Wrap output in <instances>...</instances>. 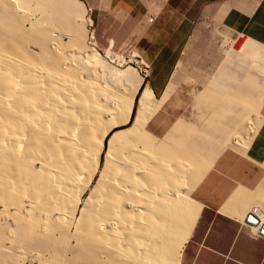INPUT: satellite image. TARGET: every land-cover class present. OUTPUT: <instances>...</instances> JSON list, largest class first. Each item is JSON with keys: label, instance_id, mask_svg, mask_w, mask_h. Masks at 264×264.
I'll return each mask as SVG.
<instances>
[{"label": "bare ground", "instance_id": "6f19581e", "mask_svg": "<svg viewBox=\"0 0 264 264\" xmlns=\"http://www.w3.org/2000/svg\"><path fill=\"white\" fill-rule=\"evenodd\" d=\"M87 15L79 0H0V264H181L205 170L150 148L169 91L113 67L125 60L98 52Z\"/></svg>", "mask_w": 264, "mask_h": 264}, {"label": "crops", "instance_id": "0c3cea01", "mask_svg": "<svg viewBox=\"0 0 264 264\" xmlns=\"http://www.w3.org/2000/svg\"><path fill=\"white\" fill-rule=\"evenodd\" d=\"M83 3L96 30L112 20H125L128 25L123 29H128L131 36L147 43L144 50L149 56L141 88L148 87L157 99L165 95L168 85L175 90L174 72L181 68L179 57L187 37H190V45L194 32L199 30L195 28L191 31L198 19L228 30L240 40L234 53L241 48V53L252 59L251 77L256 84L264 86V0H84ZM170 19L176 21L171 28ZM105 31L106 36H112L109 28ZM93 44L96 48L94 37ZM111 47L110 40L105 53L113 52ZM219 51L218 60L226 53L220 47ZM195 78L196 83H210L212 90L205 93L204 99L211 100L216 98L214 94H218L220 103L223 96H228L226 100L231 103L227 109L249 108V115L260 121L247 144L249 146L244 150L234 146L222 149L190 193V198L201 208L182 248L180 263L219 261L220 264H262L264 240L252 237L255 229L252 226L245 228L242 216L251 207L248 206L257 201L260 186L256 184L264 178V98L260 106L239 91L225 94L219 81L211 83L209 77L199 75ZM174 123L157 139L163 140L168 136ZM204 151V155L209 157L216 150L207 147ZM198 167L200 171L205 168L201 162ZM235 209L238 210L236 213ZM217 222L224 223L225 228L219 231Z\"/></svg>", "mask_w": 264, "mask_h": 264}, {"label": "rangeland", "instance_id": "374dc122", "mask_svg": "<svg viewBox=\"0 0 264 264\" xmlns=\"http://www.w3.org/2000/svg\"><path fill=\"white\" fill-rule=\"evenodd\" d=\"M79 1L84 2V0ZM84 5L86 6V4ZM86 9L88 23L85 24V29L89 33H93L98 52L105 56V49L111 40L112 51L121 55L125 60V64L122 66H119L117 60H114L111 65L119 70L131 66L133 69L138 70L141 75H144L146 73L144 70L147 68L146 60L149 56V53L144 50L147 43L131 36L128 29H123L128 25L125 20H112L106 24L107 26L103 24L102 29L96 30L87 6ZM169 21L171 28L176 21L171 19ZM106 28H109L112 36H106ZM195 28H199V30L194 32L195 36L192 37L190 45H188L189 36L183 45L179 57L181 68L174 72L176 73L175 81L177 82L175 90L172 85H168L167 90L171 96L170 100L148 121L145 129L147 130L146 135L149 133L151 136L148 143L151 145L150 148L157 149V145H167L165 151L169 156L163 157L167 162L171 157L183 154L194 159L197 164L201 162L205 167L204 170H206L222 149L228 148L227 146L238 147L232 142L231 137L234 133L244 130L248 125L252 126L253 124L255 126L256 124L253 123L255 116L249 115L251 111L249 108L227 109L231 103L227 101L228 96H223L220 103L218 94H214L216 98L214 97L211 100L204 99L205 93L212 90L209 87L210 83H196L195 77L198 75L203 78L209 77L211 83L219 81L220 88L224 90L225 94L239 91L252 103L260 104V106L264 98V86L256 84L255 79L251 77L250 63L252 59L241 53V48L234 53V49L237 43L240 44V40L233 33L221 29L205 19L196 20L191 31ZM65 40V36L62 34V41ZM219 47L226 50L220 60L217 59L220 58ZM137 103L138 100H136V105ZM256 119L259 123V118ZM173 121L176 124H173L170 130L171 134L169 133L163 140L157 139ZM207 147L216 150L210 153L209 157L204 155L206 154L204 150ZM239 148L242 149L243 147ZM95 177H97V174ZM263 184L264 178L260 179L256 186L259 187ZM217 225L219 231L225 228L222 222H217ZM30 263L33 264L34 262L30 261ZM207 263L220 264L219 261ZM26 264H29V260ZM262 264H264V261Z\"/></svg>", "mask_w": 264, "mask_h": 264}, {"label": "built area", "instance_id": "2783aa9c", "mask_svg": "<svg viewBox=\"0 0 264 264\" xmlns=\"http://www.w3.org/2000/svg\"><path fill=\"white\" fill-rule=\"evenodd\" d=\"M147 69V68H146ZM146 69L144 72H146ZM244 227L252 226L255 233L252 237L264 240V208L253 207L243 217Z\"/></svg>", "mask_w": 264, "mask_h": 264}, {"label": "water", "instance_id": "95a60500", "mask_svg": "<svg viewBox=\"0 0 264 264\" xmlns=\"http://www.w3.org/2000/svg\"><path fill=\"white\" fill-rule=\"evenodd\" d=\"M138 92V91H137Z\"/></svg>", "mask_w": 264, "mask_h": 264}]
</instances>
